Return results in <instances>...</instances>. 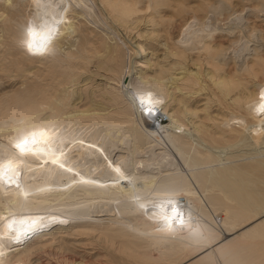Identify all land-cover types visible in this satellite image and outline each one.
Wrapping results in <instances>:
<instances>
[{
	"label": "bare ground",
	"instance_id": "6f19581e",
	"mask_svg": "<svg viewBox=\"0 0 264 264\" xmlns=\"http://www.w3.org/2000/svg\"><path fill=\"white\" fill-rule=\"evenodd\" d=\"M99 1L114 21L123 24L144 0ZM43 2L45 7H37L34 0H0L8 16L1 28L13 49L11 70L23 71L35 63L36 55L26 50L24 41L29 25L39 30L41 22L36 17L42 13L45 21L59 28V34L49 45L51 51L39 56L45 58L53 78L72 84L75 73L70 68L74 65L64 53L70 45L66 38L78 30L77 13L97 19L96 0H57L50 6L47 0ZM156 2L145 4L150 7ZM236 5L230 0H205L193 11L180 9L168 46L181 58L193 52L198 57L205 55L212 66L205 73L212 93L228 109L218 113L221 117L210 116L207 107L199 117L198 107H190L183 93L173 96L175 92H170L164 79L172 67H159L152 76L132 73L123 82L130 70L118 47L93 48L106 52L108 69L122 82L109 98L116 106L113 113L100 112L106 108L99 105L74 109L75 104L69 102L73 91L59 87L61 81L58 85L17 86L0 95V152L24 160L22 191L15 190V185L0 188V216L5 217L0 227L12 215L56 216L66 221L51 224L22 243L14 241L8 246L5 241L0 264H31L30 247L53 236V229L97 224H102L98 239L106 250L100 264H264V157L253 155L239 161L235 154L245 146L257 151L264 145V115L249 111L264 88V53L257 48L256 27L248 25L245 14V6L252 5L254 13L264 15V0H238ZM65 7L61 19L57 13ZM222 32L227 34V45L213 48L215 37ZM200 76V72L186 70L172 85L182 91L204 81ZM208 87L202 84L198 90ZM134 89L162 98L163 103L153 105L160 112L153 120L144 116L142 109L147 105L139 104L132 95ZM51 125L63 133L61 159L69 161L66 167L72 172L50 160L45 164L36 157H19L13 147L22 133ZM116 167L123 177L115 172ZM161 189L178 192L187 227L174 233L158 232L156 222L139 207ZM51 253L60 258V264H86L63 247Z\"/></svg>",
	"mask_w": 264,
	"mask_h": 264
},
{
	"label": "rangeland",
	"instance_id": "374dc122",
	"mask_svg": "<svg viewBox=\"0 0 264 264\" xmlns=\"http://www.w3.org/2000/svg\"><path fill=\"white\" fill-rule=\"evenodd\" d=\"M146 1L144 0L139 3L137 10L123 24L114 21L105 4L99 0H96V5L100 15H96L97 19L95 21L87 17H82L78 13L76 14L77 18H75V21L78 30L72 33V35L67 36L66 41L70 45L67 47L66 44L67 48L64 50V53L66 52L68 58L71 59L74 65L73 68H70L72 71L74 69L75 73V81L72 84L63 83L61 77L53 78L50 73V68L44 63L45 58L39 55L34 56L35 63L30 64L23 71L17 72L11 70L14 67L12 56L10 55L13 49L8 46L5 40L7 33L1 28L7 15L0 7V95L18 88L17 86L20 88L37 84L49 86V83L58 85L61 81L59 87L65 86L73 91L69 102L71 106L75 104L73 106L74 109L84 110L89 106L99 105L100 107L106 108L105 110H100V112L105 113L110 111L113 113L116 110V106L109 98L113 92L119 89L122 82L118 81L116 75L108 69L109 64L104 60L106 52L99 49H95L94 51L93 48H99L100 46H105L108 49L118 47V49L124 51L130 70V72L125 73L123 82L128 81V76L132 73L142 72L148 74V76H152L154 75L153 71L159 67L165 69L172 67L170 74L166 75L164 79L170 92H175L173 96L178 95V97H181V93H183L184 97L189 99L190 107H198L199 117L204 116L206 113L203 110L204 107H207L210 116L221 117L218 113L222 111L226 112L228 109L212 93L211 81L205 75L207 70L212 68V66L207 62L205 55L202 54L198 57L197 53L193 52V55L190 54L186 58H181L177 54H172L168 47L169 43L173 42V38H170L173 25L180 19V15L178 14L179 10L187 9V11H193L199 8L205 0H156V4L150 7L146 6ZM230 1L233 6L238 7L236 5L238 0ZM252 7V5L245 6V14L247 16V22H249L248 25L256 27L255 30L259 34L258 37L260 40L262 39L261 41L259 40L257 48L263 54L264 15L261 12L254 13L255 9ZM249 8L251 9L249 10ZM4 18L5 20H3ZM226 35L225 32L219 33L214 39L215 41L213 43L215 45L213 44V48L221 44L225 47L227 45ZM166 36H169L167 41ZM253 56V54L250 55L251 58ZM229 67L230 65L228 64L226 68L228 69ZM186 70L192 72V74L200 72L202 76L200 77L204 81L201 82L199 80V83L197 81L193 86H189L190 88H183L184 81L180 80L178 84L183 88L180 91L174 87L176 84L174 78L182 76ZM207 83L209 87L206 90H198L202 84L208 85ZM172 103H175V100L172 99ZM206 121L208 123L213 122L212 120ZM260 146L257 151L250 146H245L237 150L234 148L236 159L239 161L245 160L253 157V155L264 157V145ZM106 222L104 220V223ZM101 227L102 224H97L93 228L84 227V229H75L64 226V228L59 227L53 229V236H47L41 239L40 242H35L30 247L32 250H30L31 264H60V258L51 253L52 250H58L59 247H63L72 258L83 260L86 264H100L106 259V250L103 247V243L98 239V232ZM38 243H40L39 246H41V249L38 248ZM35 244H37V247H34ZM43 244L46 246L43 247Z\"/></svg>",
	"mask_w": 264,
	"mask_h": 264
},
{
	"label": "snow or ice",
	"instance_id": "6c2138e0",
	"mask_svg": "<svg viewBox=\"0 0 264 264\" xmlns=\"http://www.w3.org/2000/svg\"><path fill=\"white\" fill-rule=\"evenodd\" d=\"M34 2L37 7L46 6L43 0H34ZM53 2H57V0H47V6H50ZM66 11V7L62 8L57 13V16L62 19L63 13ZM36 18L41 22L39 30L31 25L27 27V39L24 41V46L33 55H44L51 51L49 45L59 34V28L55 24H49L45 21L42 13H37ZM259 96V101L250 105L249 111L257 115H264V88L260 89ZM138 99L142 106L147 105L146 109L163 103L162 98H154L151 93L141 95ZM241 123H245V121H241ZM63 140V133L58 126H41L22 133L15 140L13 147L19 157H36L41 159L45 164L50 160L52 164H57L59 168L72 172V168L66 167L69 161L66 158L61 159V157H64V151L59 145L63 143ZM57 152H59V156H57ZM23 168V159L0 152V188L15 185V190L22 191ZM115 172L123 177L119 167L115 168ZM76 175H79V173ZM83 182L89 183L87 180H83ZM91 182L95 183V181ZM177 196L178 192L174 189H161L155 193V198L151 199L147 204H139L140 208L145 209V214L148 218L156 222V230L158 232L174 233L187 227L184 210L179 206ZM4 219L5 217L0 216V220ZM57 222L66 223V221L58 220L56 216H42L38 214L9 216L6 223L0 227V257H3L5 254V241H7L8 246L14 241L22 243Z\"/></svg>",
	"mask_w": 264,
	"mask_h": 264
},
{
	"label": "clouds",
	"instance_id": "9594fccd",
	"mask_svg": "<svg viewBox=\"0 0 264 264\" xmlns=\"http://www.w3.org/2000/svg\"><path fill=\"white\" fill-rule=\"evenodd\" d=\"M27 50V49H26ZM28 51V50H27ZM147 93H151V92H145V91H142L140 89H134L133 92H132V95L136 97L137 101L139 102V99L138 97L141 96V95H145ZM152 95H154L153 93H151ZM140 104V102H139ZM141 105V104H140ZM143 111V114L144 116L149 119V120H153V118L158 114L160 113L158 110H154V107L152 106L151 108H143L142 109Z\"/></svg>",
	"mask_w": 264,
	"mask_h": 264
}]
</instances>
